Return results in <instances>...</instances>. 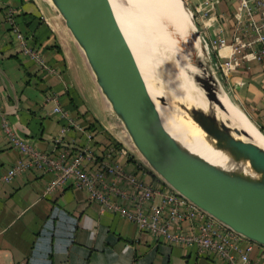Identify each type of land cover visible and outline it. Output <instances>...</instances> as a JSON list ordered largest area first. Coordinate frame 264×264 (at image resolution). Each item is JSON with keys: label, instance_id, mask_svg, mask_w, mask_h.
<instances>
[{"label": "crops", "instance_id": "crops-1", "mask_svg": "<svg viewBox=\"0 0 264 264\" xmlns=\"http://www.w3.org/2000/svg\"><path fill=\"white\" fill-rule=\"evenodd\" d=\"M238 4L239 0H220L216 8L227 44L234 21L226 18ZM216 27L199 29L211 42ZM18 34L38 52L39 60L21 51ZM209 53L226 91L264 132V66L246 59L224 72L219 68L224 58L217 49L210 47ZM57 106L64 116L54 110ZM3 121L40 152H91L83 162L87 170L116 163L126 174L161 183L131 150L83 53L48 0H0V264H229L215 252L139 229L119 210L91 199L86 188L66 184L48 189L53 172L30 169L5 182L3 176L22 153L3 131ZM106 180L126 194L134 191L125 177ZM110 200L130 208L128 199L118 194L111 193ZM182 228L192 230L188 222ZM242 246H250L248 264H264V246L247 239Z\"/></svg>", "mask_w": 264, "mask_h": 264}, {"label": "water", "instance_id": "water-1", "mask_svg": "<svg viewBox=\"0 0 264 264\" xmlns=\"http://www.w3.org/2000/svg\"><path fill=\"white\" fill-rule=\"evenodd\" d=\"M181 1L186 6L185 0ZM48 2L83 53L95 83L140 159L163 183L195 206L247 240L264 246V149L254 144L244 129L230 126L228 119L218 121L200 109L160 96L157 99L162 105L170 104L174 117L188 115L206 140L233 160L247 163L254 175L217 166L183 146L162 121L111 1ZM200 45L204 55L194 51L189 57L196 71L193 78L225 114L219 89L246 115L222 85ZM152 79L165 90L159 76Z\"/></svg>", "mask_w": 264, "mask_h": 264}, {"label": "built area", "instance_id": "built-area-1", "mask_svg": "<svg viewBox=\"0 0 264 264\" xmlns=\"http://www.w3.org/2000/svg\"><path fill=\"white\" fill-rule=\"evenodd\" d=\"M220 0H187L193 6L196 22L199 27L217 25L216 38L208 42L202 35L205 48H216L224 60L219 68L224 72L234 70L243 60L251 59L264 66V0H239L233 15L234 31L230 44L222 28L217 5ZM18 38L21 36L18 34ZM21 51L37 60L38 52L26 45L21 38ZM229 49V53L226 49ZM48 98H52L51 95ZM64 116L62 109H54ZM3 131L11 144L18 148L22 157L3 176L5 182L13 176L30 169L40 172H53L54 177L48 189L66 184L86 188L90 198L100 202L104 207L119 210L120 213L133 221L139 229L153 233L173 243L195 245L201 251H212L227 260L229 264H248L250 246L243 247L246 240L226 225L195 206L174 189L161 182L159 185L126 174L118 164L104 163L96 171L83 167V162L91 157V152L72 151L64 148L55 154L40 152L34 149L5 121L1 123ZM65 131V128L62 129ZM113 148L108 151V156ZM122 155L127 154L125 148H120ZM107 176H122L133 186V193L126 194L110 185ZM111 193L128 199L130 208L112 203ZM188 222L192 230L185 231L182 224Z\"/></svg>", "mask_w": 264, "mask_h": 264}, {"label": "bare ground", "instance_id": "bare-ground-1", "mask_svg": "<svg viewBox=\"0 0 264 264\" xmlns=\"http://www.w3.org/2000/svg\"><path fill=\"white\" fill-rule=\"evenodd\" d=\"M110 1L166 128L183 146L211 163L227 170L254 175L247 163L233 160L206 140L204 132L190 124L194 121L188 115H184V118L181 114L174 117L169 109L170 104L162 105L157 99L166 96L182 103L167 81L165 71L168 70L190 102L218 121L228 119L230 126L244 129L249 139L264 149V135L230 101L227 94L222 89L217 93L226 107L225 114L193 78L196 71L190 65L189 57L194 51L200 56L204 54L184 3L181 0ZM154 75L160 77L165 90L155 85L152 79Z\"/></svg>", "mask_w": 264, "mask_h": 264}, {"label": "rangeland", "instance_id": "rangeland-1", "mask_svg": "<svg viewBox=\"0 0 264 264\" xmlns=\"http://www.w3.org/2000/svg\"><path fill=\"white\" fill-rule=\"evenodd\" d=\"M185 3H186V9L188 10V13H190L191 14V16H192V18H193V23H192V21H191V17H190V14H189V17H190V21H191V23H192V26H193V28L195 29V31L198 33V36H199V40H200V42L202 43V46L204 47V49H205V54H206V57H207V60H209V61H211L212 62V60L210 59V56H211V54L209 53V51L205 48V45H204V42H203V39H202V37H201V33H200V29H199V25H198V23L196 22V17H195V13H194V8H193V6H191V5H189V3L187 2V0H185ZM194 24V25H193ZM212 66L214 67V70H215V72H216V74H217V76L219 77V75H218V70H217V68L213 65V63H212ZM165 73H166V75H167V81H168V83L172 86V88H173V90L175 91V93H176V95L179 97V99L182 101V103L186 106V107H188V108H197V109H199L197 106H195L192 102H190V100H189V97L187 96V94H186V92L185 91H183L182 90V88H181V86H179V84L171 77V74H170V72L168 71V70H166L165 71ZM189 101H188V100ZM246 114V113H245ZM247 115V114H246ZM248 116V115H247ZM249 117V116H248ZM250 119V118H249ZM251 121H252V119H250ZM253 122V121H252ZM193 127H197V128H199L198 126H197V124L195 123V122H191L190 123ZM253 124H254V126L256 127V129L260 132V133H262L263 135H264V132H262V130L260 131V128L253 122ZM190 125V127H192ZM130 148H131V150L135 153V154H137L136 153V151L133 149V147L132 146H130ZM137 156H138V158H140L139 157V155L137 154ZM162 182V181H161Z\"/></svg>", "mask_w": 264, "mask_h": 264}, {"label": "trees", "instance_id": "trees-1", "mask_svg": "<svg viewBox=\"0 0 264 264\" xmlns=\"http://www.w3.org/2000/svg\"><path fill=\"white\" fill-rule=\"evenodd\" d=\"M261 130V129H260ZM117 144V143H116ZM118 145V144H117Z\"/></svg>", "mask_w": 264, "mask_h": 264}]
</instances>
